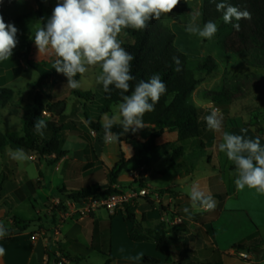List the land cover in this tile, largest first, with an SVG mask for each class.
I'll list each match as a JSON object with an SVG mask.
<instances>
[{
	"label": "crops",
	"instance_id": "crops-1",
	"mask_svg": "<svg viewBox=\"0 0 264 264\" xmlns=\"http://www.w3.org/2000/svg\"><path fill=\"white\" fill-rule=\"evenodd\" d=\"M77 113L79 116L73 119L72 112L66 113V105L61 115L48 112L47 118L56 116L54 122L65 127L62 149L66 155L55 163H49L46 158L40 160L30 153L29 160L39 164L36 172L29 174L27 169H20L18 159L13 158L21 149L7 147L0 150V163L5 160L6 164L0 172V224L13 228L12 218L18 217L14 214L19 211L22 216H27L25 218L33 213L37 215L34 228L16 233L10 239H0V246L5 249L0 264H55L48 254L50 248L56 255L61 253L60 249L54 248L56 244L68 254L84 258L66 264L90 262L92 253L98 248L106 252L110 249L114 257L111 264H147L143 262L147 256L165 261V253L159 251L155 243L130 239L133 223L124 219L122 210L111 213L83 201L68 204L69 199L59 191L64 187L72 191L91 185L118 191H137L146 187L147 198L154 206L146 197L137 199L132 202L136 205V215L146 218L144 226L164 224L174 261L182 264H264V192L247 186L238 191L234 183L236 170L222 171V152L219 150L224 132L253 139L260 137L261 145H264V136L246 126L248 122L233 123L228 113L222 114L220 132L208 129L199 138L178 142L176 132L169 138L172 132L166 131L157 140L159 148L144 153L136 142H145L154 132L153 126L145 125L129 140L119 142L114 138L105 142V134L89 127L86 114L80 110ZM242 128H247V133H242ZM179 148L182 153L175 158L174 152ZM199 150L203 152L200 161L206 160V170L197 177L195 163L190 169L183 168L182 163L191 152ZM54 158L53 155L49 159ZM122 158L129 161L126 170L110 184L108 172ZM41 161L54 167L56 177L44 175L45 166ZM142 166L145 171L136 177ZM6 180L13 184L9 192L3 191ZM48 182L51 187L45 189ZM194 183L204 184L202 189L215 200L214 210L192 206L188 192ZM57 201L64 203L63 208L54 206ZM8 203L14 205V211H9ZM41 204L51 217L49 223L45 224L38 216ZM186 208L188 212H185ZM238 245L243 248L238 250ZM244 252L249 255L246 260L239 256Z\"/></svg>",
	"mask_w": 264,
	"mask_h": 264
},
{
	"label": "trees",
	"instance_id": "trees-1",
	"mask_svg": "<svg viewBox=\"0 0 264 264\" xmlns=\"http://www.w3.org/2000/svg\"><path fill=\"white\" fill-rule=\"evenodd\" d=\"M37 3V15L40 17L43 24L49 19L48 10L46 9L47 0H35ZM12 0H4L0 6V14L3 15L7 23H13L15 26L24 23V21L32 16L25 14L16 18H10L6 11V7ZM224 2L238 7L241 10L247 9L250 14V19H242L240 21L233 20V23H239L240 28L237 30L233 24H226L223 21V12L218 11L216 4ZM188 0H180V3L173 9V13L183 15L187 7ZM163 17L159 20L153 19L147 29L137 31L131 28L126 29L129 35V41L123 43L124 47L130 54L133 55L132 75L135 77L130 82L131 88L125 95H131L135 86L141 80L147 81L154 74H158L162 81L165 82L167 91L160 98V101L155 105V110L144 115V125L154 127V132L145 142H136L137 147L144 153H152L157 150V140L167 131L176 132L177 141L184 142L187 140L199 138L206 130H208L205 122V117L209 115L212 108L196 105L193 101V94L196 88L204 82L205 78L217 72L219 65L212 55L206 58L192 60L182 53L176 46L175 34L168 29L163 23ZM208 21H213L218 28L216 34L219 39L217 48L220 55H227L229 52L241 54L251 50H257L264 54V0H203L201 5V23L204 26ZM27 63L34 69L43 73V79H49L51 74H46L44 66L35 60L31 59V55L26 52L24 54ZM174 58L179 59V65L176 64ZM179 67V71L176 68ZM46 74V75H45ZM79 79V75L75 77ZM102 90L101 113H110L112 108L122 102L120 90L112 87L110 93L103 90V85L100 84ZM72 91L80 98H86L83 92L72 89ZM89 96L90 92H86ZM13 91L7 87H0V109L5 107L13 99ZM202 98L211 102L214 106L220 107L221 104H229L231 96L225 92L205 91L202 93ZM61 105L60 108H58ZM65 104L63 102L46 104L43 96L39 91L33 95V104L29 108H25L22 113V131L21 132H3L0 127V150L7 147L12 149H25L31 154H34L38 159H48L49 163H55L66 155L62 146L64 143V126L55 124L54 126L47 125L38 132L34 126L38 119H41L44 111L56 113L59 115L63 112ZM61 115V114H60ZM86 119L89 127L96 131L105 134V129L100 121H94L86 114ZM246 126L253 128L257 134L264 136V128L258 127L249 121ZM112 133H121L119 142L129 140L136 136L138 132H122L119 124L113 125ZM123 135H126L123 138ZM175 158L180 157L182 149L175 150ZM54 159H49L52 156ZM174 158V156H173ZM175 159L172 160L174 162ZM129 161L123 158L109 170V180L112 184L118 176L126 170ZM63 196L75 202H80L90 196L97 197L99 195H109L117 192L111 188L103 189L100 185H91L78 190L68 191L64 188L59 189ZM147 198V196H146ZM147 202L154 206V203L147 198ZM64 203L58 206V209L63 208ZM124 219L133 223V228L129 234L131 240L145 241L156 244L159 251H163L166 255L165 261H160L157 258L147 256L143 259L147 264H182L179 261L173 260L172 246L169 244L168 230L163 223H157L152 226H144L146 218H138L136 215V205L127 203L121 209ZM13 228L8 229L9 234L4 239H10L14 234L24 231L27 228L26 221L18 217H13ZM60 249L61 254L69 262H80L84 258L68 254L64 248L56 244L54 248ZM242 245H238L237 249H242ZM106 261L104 264H111L114 257L111 255L110 249L105 253ZM49 260H54L55 264L59 261V257L55 254L52 248L49 249Z\"/></svg>",
	"mask_w": 264,
	"mask_h": 264
},
{
	"label": "clouds",
	"instance_id": "clouds-1",
	"mask_svg": "<svg viewBox=\"0 0 264 264\" xmlns=\"http://www.w3.org/2000/svg\"><path fill=\"white\" fill-rule=\"evenodd\" d=\"M4 0H0L2 6ZM215 2V0H211ZM180 0H57L52 14L43 27L34 35V43L41 55L55 57L52 67L58 73L67 77V84L71 88H79L77 75L83 77L90 67L99 66L102 70L97 82L103 85V90L110 93L112 87L120 90L122 102L118 105L119 116H113L103 125L105 142L119 139L121 133H112L111 128L119 124L122 132H137L145 127L143 117L155 110V105L166 93L167 87L158 74H154L147 81L141 80L136 84L131 95H125L130 88V82L135 79L132 75L133 55L130 54L118 39L124 29L143 31L149 23L159 20L162 15L172 13ZM217 10L223 12V21L233 24L239 30V23L233 20L250 19V12L241 10L231 4L220 2ZM193 16L187 31L202 38L211 39L218 31L213 21H208L203 28L196 23ZM18 28L13 23H7L0 14V62L9 60L18 45ZM177 65L179 59L174 58ZM179 71V67L176 68ZM209 130L220 132L223 126V115L218 110H212L205 117ZM41 132L47 125L38 119L34 124ZM242 128V133H247ZM219 150L224 152L229 161L236 168V189L243 190L245 186L264 192V145L260 137L246 138L224 132ZM15 159H26L22 151L14 154ZM192 206H199L203 210H214L215 200L198 184H193L188 192ZM188 212V209H185ZM9 234L8 229L0 224V239ZM5 253L0 246V256Z\"/></svg>",
	"mask_w": 264,
	"mask_h": 264
},
{
	"label": "rangeland",
	"instance_id": "rangeland-1",
	"mask_svg": "<svg viewBox=\"0 0 264 264\" xmlns=\"http://www.w3.org/2000/svg\"><path fill=\"white\" fill-rule=\"evenodd\" d=\"M202 1L188 0L183 15L172 12L163 17L164 25L176 36L175 43L177 48L188 58L192 60L202 59L210 54L218 62L219 69L217 72L206 77L204 82L196 88L193 94V101L196 105L218 110L223 115L228 113V117L233 123L249 122L252 120L256 126L264 128V54L259 53L257 50H251L241 54L229 52L227 55H220L216 45L219 39L217 34L211 39H206L188 32L186 29L193 16L197 17V25L203 28L201 23ZM56 3L57 0H47L46 9L48 10L49 17ZM6 11L10 18H16L25 14H32V16L26 19L24 23L16 26L19 30L17 33L18 45L9 60L0 62V87L10 88L14 94L12 101L0 109V127L3 132L22 131L21 117L23 110L31 107L33 95L36 91L42 94L46 104L51 105L53 102H63L66 105V113L69 115L72 112L73 119L79 116L78 110L84 114H88L94 121H100L102 124L107 123L113 116H119L118 105L114 106L110 113H101V106L103 105L102 90L101 83L97 82V77L102 70L99 66L90 67L83 77L79 76V79H77L80 81V87L75 89L83 92V95L86 97L80 98L72 91L73 88L68 86L67 77L62 73H58L52 67L55 59L53 55H41L38 57L34 35L44 24L36 13L37 3L35 0H12L7 5ZM118 39L122 45L129 41L126 29L121 31ZM26 52L31 55V59L44 66L46 74H51L49 79H43V73L32 68L27 63L24 57ZM205 91L225 92L231 96V102L216 107L208 100L202 98V93ZM86 92H90L91 95L89 96ZM60 107L61 105L58 108ZM45 116H42L41 119L45 121L46 125L54 126L56 124L54 122L56 116H54V119L47 118L50 116L49 114ZM175 134V132L170 133L169 138H172ZM19 151H22L26 156V159L18 160L20 169H27L29 174H31L36 170V166L39 163L29 160V151L25 149ZM202 153L201 150L191 152L182 163L183 168L188 169L191 168L192 163H195L197 177L202 176L206 170V160L204 163L200 161ZM41 163L45 166L44 175L48 174L49 177H56V172H53V166L47 165L44 161H41ZM5 165V160L0 163V172L3 171ZM221 165L222 171L225 173H231L233 170H236L224 152L221 153ZM50 185L48 182L45 189L50 188ZM2 186L4 192H9L13 184L9 180H6ZM199 186L202 189L204 184H200ZM7 205L9 211H14V205H10L9 203ZM38 209L41 211V214H38L40 220L45 222V224L49 223L51 217L44 211L43 204ZM102 213L106 214L104 210H102ZM14 215L26 221L27 230L34 228V219L37 216L34 213L29 218L22 216L20 211ZM104 252L106 251H100L98 248V250L92 253L89 259L90 262L87 261L82 264H103L106 259Z\"/></svg>",
	"mask_w": 264,
	"mask_h": 264
},
{
	"label": "built area",
	"instance_id": "built-area-1",
	"mask_svg": "<svg viewBox=\"0 0 264 264\" xmlns=\"http://www.w3.org/2000/svg\"><path fill=\"white\" fill-rule=\"evenodd\" d=\"M43 114L47 115L48 112L44 111ZM144 171L145 167L142 166L140 170L136 172L135 176L139 177ZM148 192L149 191L146 187H142L137 191H117L109 195H99L97 197L90 196L87 199L83 200V202L89 203L91 207H102L111 213H116L117 211L121 210L125 204L132 203L137 199L148 196ZM67 203L76 204L77 202L73 200H68ZM54 206L58 208V206H61V202L57 201ZM239 256L244 260L249 258V255L245 252L240 253ZM57 257H59V261L57 262V264L67 263V259L61 253L57 254Z\"/></svg>",
	"mask_w": 264,
	"mask_h": 264
},
{
	"label": "water",
	"instance_id": "water-1",
	"mask_svg": "<svg viewBox=\"0 0 264 264\" xmlns=\"http://www.w3.org/2000/svg\"><path fill=\"white\" fill-rule=\"evenodd\" d=\"M126 137V135H123V138H125Z\"/></svg>",
	"mask_w": 264,
	"mask_h": 264
}]
</instances>
